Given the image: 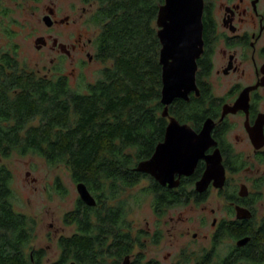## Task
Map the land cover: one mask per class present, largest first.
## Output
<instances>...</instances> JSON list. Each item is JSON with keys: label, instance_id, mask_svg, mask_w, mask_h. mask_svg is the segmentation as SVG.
<instances>
[{"label": "trees", "instance_id": "trees-1", "mask_svg": "<svg viewBox=\"0 0 264 264\" xmlns=\"http://www.w3.org/2000/svg\"><path fill=\"white\" fill-rule=\"evenodd\" d=\"M83 1L97 4L89 17L100 25L94 40L95 57L111 61V65L102 69L95 82L86 84V90H79L72 88L63 74L39 76L20 68L11 51L1 52L0 156L38 154L50 164H65L73 180L85 183L97 199L96 205L90 206L79 198L65 214V221L75 224L77 231L59 239L61 253L52 264H108L109 258L119 264L137 244L144 246L127 219L124 192L148 176L137 168L153 155L168 125L161 102L162 44L156 23L164 0ZM204 22L208 42L214 26L206 19ZM198 62L201 94L189 100L177 99L168 107L169 114L196 129L209 116L217 118L222 104L206 81L211 70L207 56ZM229 128L227 121L219 123L214 136L224 145L225 163L234 171L231 161H241L232 156L226 137ZM194 178L187 179L189 184ZM150 179L147 190L154 196L158 214L174 204L206 197L198 196L193 188L185 189V184L175 191ZM12 182V171L0 164V264H42L43 249L27 250L36 218L16 206ZM256 182L257 191L243 199L253 216L221 220L212 248L195 264H264V213L260 220L255 218L256 204H264L260 191L264 178ZM246 236L250 240L244 246L233 245L226 256L215 259L217 246L225 238ZM140 258L138 253L131 264H143Z\"/></svg>", "mask_w": 264, "mask_h": 264}, {"label": "rangeland", "instance_id": "rangeland-1", "mask_svg": "<svg viewBox=\"0 0 264 264\" xmlns=\"http://www.w3.org/2000/svg\"><path fill=\"white\" fill-rule=\"evenodd\" d=\"M216 1V11L220 12L221 0ZM88 4L83 0H0V53L11 51L20 68L34 71L39 76L54 72L57 74L58 70H62L69 75L72 88L86 90L85 85L95 82L101 76L102 69L111 65V61L96 59L79 67V57L88 61L85 53H76L72 60L68 57L55 58L58 53L51 49L52 41L48 47L41 49L37 47L36 40L41 35L51 34L63 42L72 41L79 29L84 38L96 37L100 25L90 21L89 17L97 4L93 5L91 13L82 17L83 21L80 19L82 7L89 8ZM48 5L55 7L58 17L70 14L71 23H54L52 12L47 10ZM47 15L51 18V25L44 19ZM73 19H77L79 23L76 25ZM246 28L249 25H245L244 29ZM220 47L216 48L215 70L224 65ZM239 52L240 59L243 60L242 67L246 70L245 75L240 76V73L234 72L230 75H218L215 70L211 75L215 95L226 100L235 97L234 92L239 88H235L236 85L242 87L254 79L249 55L241 58L242 54H250L251 50L240 48ZM51 59H54V64ZM73 69L76 72L74 74ZM257 96V107L264 111V88L258 90ZM228 120L231 123L228 139L233 145L232 156L240 159L241 164L231 161L235 170H227L223 189L211 187L204 199L192 198L188 202L174 204L160 214L154 209L153 194L147 190L151 185L149 179H142L138 185L124 192L123 196L129 207L127 219L131 221L134 235H140V240L144 242L143 247L138 244L135 246L134 254L142 251L145 260H155V264L197 263L213 246L216 231V226L212 225L213 219L216 218L218 222L236 219V210L228 197L238 195L242 183L248 186L249 195L257 191L256 181L264 178V152L254 151L244 128L243 114L231 115ZM0 164L6 165L13 173L12 187L16 206L36 218V230L28 252L43 249L45 253L42 264H52L61 253L60 237L71 236L77 230L75 224L63 220L80 198L70 169L65 164H50L38 154L21 155L17 152L9 157L0 156ZM260 191L264 193V187ZM263 213L264 204L259 201L255 210L257 221ZM236 242V239L225 238L217 246L215 259L226 256ZM108 264H112V258L108 259ZM239 264L256 263L242 261Z\"/></svg>", "mask_w": 264, "mask_h": 264}, {"label": "water", "instance_id": "water-1", "mask_svg": "<svg viewBox=\"0 0 264 264\" xmlns=\"http://www.w3.org/2000/svg\"><path fill=\"white\" fill-rule=\"evenodd\" d=\"M203 13L204 0H164L157 16L158 37L162 47L160 63L162 64V98L165 105L164 116L169 118L165 138L158 143L153 155L139 163L138 170L151 174L162 185L177 187L180 180L175 174L191 175L200 159H205L206 169L202 178L197 182V190L204 192L212 183L217 188H222L226 180V169L222 162V154L216 148L212 154H206L209 147L217 145L212 136L215 126L213 118H207L202 129L197 132L188 123H181L174 116L169 115V105L176 98L189 99V94L195 91L199 94L196 75L198 58L204 51L203 40ZM45 21L51 25L49 15ZM37 47L45 44L42 37L36 40ZM264 73V66L262 68ZM264 85V76L259 82L245 88L237 101L223 106L224 118L229 112L238 109L247 111L250 91ZM264 113H261L254 126L247 124V130L253 144L258 149L264 146ZM80 199L90 206L96 205V199L83 182L77 184ZM241 195H247V186L241 185ZM238 218H249L252 213L249 209L236 206ZM250 240L246 236L237 240L238 246H244ZM128 257L123 264H127Z\"/></svg>", "mask_w": 264, "mask_h": 264}, {"label": "flooded vegetation", "instance_id": "flooded-vegetation-1", "mask_svg": "<svg viewBox=\"0 0 264 264\" xmlns=\"http://www.w3.org/2000/svg\"><path fill=\"white\" fill-rule=\"evenodd\" d=\"M262 2H263V0H221L220 1V12L219 11L217 12L216 11V9H217L216 8V4H217L216 0H204V13H203L204 51L201 54V56L198 58V60L202 56L203 57L207 56V60L210 62V65H211V70H210V73H209L206 81L211 85L214 96L217 97L218 99H220V101L222 102L219 116L217 118L209 116L210 118H213L215 120V123H216L213 130H212V136L217 141V145L209 147L206 151V154H212L216 148L220 149V152L222 154V162H223L225 169H226V179H227V170H229V169L225 163L226 157H225V154L223 152L224 151V145H222L223 146L222 147L220 141L214 136V132H215L214 130L217 128L219 123H221L223 121H227L230 128H231V123H229V120H228L229 116L234 115V114H243L245 117L244 128H245V130L249 136V139H250V141L254 147V151L255 152H264V146H262L258 149L255 147V145L252 142V139L250 138L249 132L247 130V124L249 126H254L259 115L261 113H264V111H261L257 107V99H256L258 97L257 96L258 90L261 88H264V85H259L257 88H254L250 91L249 105H248L247 111L244 109H238L236 112H229L228 114L225 115L224 118H221L222 114H223V106L225 104L233 105L237 101L241 92L245 88L256 85L259 82V80L264 76V73L262 70V68L264 66V59L261 62H259V60L261 58H264V5L262 6ZM93 5H94V3H89L88 4V6H90L89 8H86L85 6L82 7L83 13L80 14V19L82 21H83L82 17L84 15H88L89 13H91ZM47 10H50L49 12H52V19H53L54 23L61 24V25H64V24L68 25L71 23V17H70L71 15L70 14H66L64 16L58 17L55 7L51 6V5L47 6ZM205 19L212 26H214V30H213L212 34L209 35L210 36L209 38H211V41L207 40L208 42H206V39L204 37V30H205V22L204 21H205ZM73 21H74V23H76V25L79 23V21H77V19L76 20L73 19ZM245 25L246 26L249 25V28L244 29ZM39 37H42L43 40L45 41V45H43L41 47V49L43 47H48V45H50L49 42L51 43V41H52L51 49H53L55 52L58 53V55L55 58L60 57V59H61L63 57H68L69 59L72 60V59H75L74 57H75L76 53H85L86 56L88 57V61H86V59L79 57L77 59V64L79 65V67L84 66V64L87 62H92L93 60L97 59L95 57V41H94L96 39V37H87L86 36V38H84L83 33L80 31V29H79L78 33L75 34V37L73 38V40L68 41V42H63L56 37H52L51 34L41 35ZM217 46H221L220 50H221L224 65H223V67L215 70V59L214 58H215V55L217 52V50H216ZM240 48H246L247 50L248 49L251 50L250 54H249V52L246 55L244 53V54H242L241 58H245V57L247 58V56L249 55L248 59L252 63V69L253 70L251 73L253 74L254 79L250 84L244 85L242 87H240L239 85H236L235 88H237V87H239V88L234 92V95L236 94L235 97L231 98L230 100H226L223 97H218L215 95L213 85L211 82V75H212V72H214V70H215L216 74H218V75L221 73H223L225 75H230L233 72L234 73H240V76L245 75L246 70H245V68L242 67L243 60L240 59V56H241V53L239 52ZM198 60H197V62H198ZM51 63L54 64V59H51ZM199 68H200V65L198 62V70H199ZM198 70H197V72H198ZM50 71H51V69H50ZM54 73H56V72H54ZM54 73L45 74L44 76H50V75H53ZM72 73L73 74L76 73L74 69L72 70ZM57 74H63L64 76H66L69 79V75L65 74L64 71H62V70H58ZM196 81H197V75H196ZM197 86L199 89V94H196L195 91H192L189 94V99L192 98V96H199L201 94V87H200L198 82H197ZM177 99H183V98H176L174 101H176ZM169 115L173 116L171 114H169ZM174 117L177 118L176 116H174ZM168 122H169V118H168ZM180 122L181 123H188L197 132H199L202 129L205 120L202 123V126L200 127V129H196L193 126V124H191L190 122H182V121H180ZM230 128L226 134L227 141L230 145L229 144H227V145L230 146V149H233V145L230 142V140L228 139V133L230 131ZM164 138H165V136H164ZM199 168H201L200 172H198ZM205 169H206V161H205V159H200L193 174H191V175L175 174V178L180 180V184L177 187L164 186L159 181H157L151 174H149L147 172H143V173L148 175L145 178L149 179L150 181H151L150 178H152L154 181L158 182L161 187H163L165 189H172V190L178 191L179 187L181 185L185 184V187H186L185 189H188L189 187H190V189L193 188L194 192L198 196L202 197V196H205L208 194L211 187H215L211 183L206 191L200 192L197 190L196 184L204 175ZM197 174H198V176L196 178H194ZM192 177L194 178V180L191 182V184H189L190 182H188L187 179L192 178ZM225 183H226V180H225ZM243 184H245V183H242L241 185H243ZM241 185H240V191H241ZM224 186H225V184H224ZM224 186L222 188H217V187H215V188L223 189ZM247 190H248V186H247ZM240 191L238 192V195H236V197H235L236 200H231L230 204H232L234 206L235 210H236V206H241V207H245V208L249 209L243 203V199L245 197H248L249 194L247 192V195L244 196V195L240 194ZM96 203H97V199H96ZM251 213H252V211H251ZM252 216H253V213L247 219H250ZM236 218H238L237 217V211H236ZM238 219H244V218H238ZM63 220L65 221L64 218H63ZM219 222L216 218H214L212 225L216 226V229H217ZM215 232L216 231H214V233ZM62 237H69V236L64 235ZM142 243L144 244L143 241H142ZM239 247H241V246H239ZM133 251L130 252L129 254H127L126 256H124L120 260L119 264H123V262L125 261V259L127 257H128L127 264H131L134 260L138 259V253L141 254L140 261L143 264H148V263L155 264V263H157V261H155V260H150V259L145 260V255L143 253H141L142 251L135 253V254ZM113 263H114V261L112 259V264Z\"/></svg>", "mask_w": 264, "mask_h": 264}]
</instances>
